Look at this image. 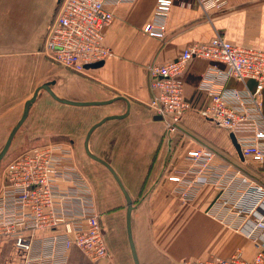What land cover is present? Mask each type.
I'll return each instance as SVG.
<instances>
[{"label": "crops", "instance_id": "0c3cea01", "mask_svg": "<svg viewBox=\"0 0 264 264\" xmlns=\"http://www.w3.org/2000/svg\"><path fill=\"white\" fill-rule=\"evenodd\" d=\"M156 1L108 4L106 9L112 14L113 22L104 32V44L113 57L106 59L101 67L84 73L45 62L36 53L37 47L33 48L32 39L3 42L0 45V144L3 141L0 150L20 118L25 102L44 82L55 79L56 94L76 102L125 97L131 106L129 115L100 126L93 132L89 147L95 156L111 166L134 202L131 233L138 263L184 264L211 257L226 258L236 252L250 261L257 253L253 242L205 213L217 194L214 187L202 188L192 201L184 203L175 192L174 184L166 179L185 169L184 156L194 148H209L225 161L232 162L229 157L239 160L230 133L215 127L196 111L187 112L181 118L179 131L169 142L162 121H155V116L146 108L154 94L147 67L174 61L186 46L209 43L215 35H221L236 46L264 50V0H226L224 9L207 15L196 0H172L162 41L143 33L144 26L153 19ZM25 57L31 61L23 60ZM207 67V62L192 61L184 73V98L194 110H201L207 104L205 94L199 90ZM43 103H47L46 107L41 106ZM47 106L55 107V112ZM71 110L74 117L69 113ZM262 110L264 115V91ZM124 111L125 104L121 101L104 107L80 108L58 103L42 93L20 129L24 127L22 141L37 146L47 144L53 137L62 138L60 143L71 149L78 172L89 177L88 187L96 211L102 214L101 220L106 226L104 238L109 235V229L117 228L116 223L122 224L129 260L134 264L126 234L124 197L106 168L90 160L84 152V140L90 127L106 116L120 115ZM200 217L211 230L200 233L191 244L205 243V251L193 256L183 255L179 248L188 243L190 227ZM24 258V252L11 238H0V264H22ZM67 264L114 263L90 261L78 248L72 247Z\"/></svg>", "mask_w": 264, "mask_h": 264}, {"label": "built area", "instance_id": "2783aa9c", "mask_svg": "<svg viewBox=\"0 0 264 264\" xmlns=\"http://www.w3.org/2000/svg\"><path fill=\"white\" fill-rule=\"evenodd\" d=\"M131 0H62L43 42L40 55L75 72L104 62L113 53L104 44V32L113 22L108 4ZM204 14L219 11L226 0H196ZM172 0H157L153 19L143 28L149 38L164 40ZM192 61L208 63L199 90L207 104L194 110L184 98V73ZM154 94L147 110L160 117L169 142L187 112H194L235 137L244 162L264 166V50L245 48L215 35L209 43H193L164 65L147 67ZM186 167L167 176L184 203L199 191L217 190L205 213L229 230L241 234L257 249L252 260L240 252L184 264H264V183L250 176L239 162L222 159L199 147L185 154ZM253 171H257L251 166ZM11 238L22 250V264H67L72 247L90 261L108 256L104 233L88 184L76 169L70 148L61 143L33 147L11 160L0 184V238Z\"/></svg>", "mask_w": 264, "mask_h": 264}, {"label": "rangeland", "instance_id": "374dc122", "mask_svg": "<svg viewBox=\"0 0 264 264\" xmlns=\"http://www.w3.org/2000/svg\"><path fill=\"white\" fill-rule=\"evenodd\" d=\"M55 8L56 0H0V45L8 39L13 40L16 38L18 41L20 40L22 42H24L25 40L27 41L28 39L30 41L32 39L33 48L35 49L40 41L43 40V35H45L46 33L48 34V31L50 30L55 20V16L57 13V11L53 13ZM23 60L27 62L31 61V59L26 57ZM46 104L47 103H43L41 106L46 107ZM52 106H55V104ZM47 108L55 112V107L50 108V106H47ZM69 113H71V116L74 117L73 110H71ZM23 130L24 127H22L18 131L6 156L0 162V173L3 171L4 167L15 157L33 148L34 146H37L33 143L29 144L28 142L22 141L24 140ZM178 137L179 135L177 136V138ZM60 141L62 142L61 137H53L47 144L58 142L60 143ZM2 143L3 141L0 144V148L2 146ZM175 147L176 145L173 147L172 153L174 152ZM73 157L76 158V153L73 154ZM229 160L236 163L239 162L236 161L235 157H229ZM239 164L247 170L250 176H253L256 178V180L264 183V166L262 168H257V171H253L251 166H246L245 164L240 162ZM83 177L88 184L89 177ZM98 215L103 233L105 234V232L107 231L106 226L101 220L102 214L98 213ZM116 227L117 228H115L114 230L109 229V235L104 238L108 250V256L101 260H110L114 264H131L127 251L124 231L122 229V224L116 223ZM190 228L191 233L189 241L186 244H182L179 248V251L183 255L193 256L201 254L205 251V243L191 244V241L200 233L211 230V227L208 225L204 218L200 217Z\"/></svg>", "mask_w": 264, "mask_h": 264}, {"label": "water", "instance_id": "95a60500", "mask_svg": "<svg viewBox=\"0 0 264 264\" xmlns=\"http://www.w3.org/2000/svg\"><path fill=\"white\" fill-rule=\"evenodd\" d=\"M61 2H62V0H56V8L54 9L53 13H55L58 10ZM46 36H47V33L45 35H43V40H41L40 43L38 44L37 50H36L37 54L40 53ZM44 61L48 62V60L45 58H44ZM102 64H103V62H99L96 64L86 66L85 68L87 70L88 69H96V68L101 67ZM55 84H56V80L53 79V80H49V81L44 82L43 84L37 86V88L34 90L32 96H31V98L25 102L20 118L18 119L16 124L13 126L12 130L10 131V133L7 137V140L4 144V146L0 150V162L6 156L9 148L11 147V144L14 140L15 135L17 134L18 130L20 129V127L22 126V124L24 123L26 118L28 117L31 108L33 107L35 102L38 100V98L42 95V93L47 94L52 100H54L58 103L68 105V106H72V107H80V108L81 107H104V106L111 105L117 101L123 102L125 104V111L123 114L106 116L90 127V129L88 130V132L85 136V140H84V152L90 160H92V161L102 165L104 168H106V170L113 177L114 181L116 182L119 190L121 191V193L124 197V201H125V226H126L128 245H129V249H130V253H131L133 263L139 264L138 259H137V255H136V251H135V247H134V243H133V239H132V233H131V213L134 210V202L131 199V197L129 196L126 189L124 188L119 177L116 175L114 170L111 168V166L109 164H107L105 161H103L102 159L95 156L91 152L90 147H89V141H90V138H91L93 132L96 131L100 126H102L103 124H106L110 121H116V120L124 119L129 115L130 109H131L130 103H129L127 98L122 97V96H118V97L113 98L111 100L99 101V102H76V101L67 100V99L60 97L58 94H56ZM154 120L155 121H161L162 119L160 117H154ZM229 138H230L231 143L233 145L236 156L238 157V159L241 162H244V158L241 154L240 148H239V146L235 140V137L232 134H230Z\"/></svg>", "mask_w": 264, "mask_h": 264}]
</instances>
